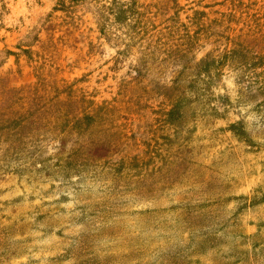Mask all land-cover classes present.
<instances>
[{"label": "rangeland", "instance_id": "374dc122", "mask_svg": "<svg viewBox=\"0 0 264 264\" xmlns=\"http://www.w3.org/2000/svg\"><path fill=\"white\" fill-rule=\"evenodd\" d=\"M122 1L0 0V264H264V0Z\"/></svg>", "mask_w": 264, "mask_h": 264}, {"label": "trees", "instance_id": "16d2710c", "mask_svg": "<svg viewBox=\"0 0 264 264\" xmlns=\"http://www.w3.org/2000/svg\"><path fill=\"white\" fill-rule=\"evenodd\" d=\"M86 1H88V0H59L58 7H59L60 10L64 11L65 9L68 8V6H69L68 4L71 3V2H76V3L78 2L81 5H83L84 2H86ZM92 1L95 2V0H92ZM110 4L113 5V6H119V7H124L125 6V4H124V2L122 0H112V2ZM109 10H111V8H109ZM127 12L128 11L126 9H124V8H118L117 12H115V14H114L115 15V20L117 22L122 21L126 17ZM99 16H101V15L99 14ZM100 18H102V16Z\"/></svg>", "mask_w": 264, "mask_h": 264}]
</instances>
